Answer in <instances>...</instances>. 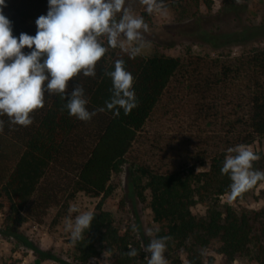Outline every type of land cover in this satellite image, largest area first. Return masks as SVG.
Instances as JSON below:
<instances>
[{
	"label": "trees",
	"instance_id": "1",
	"mask_svg": "<svg viewBox=\"0 0 264 264\" xmlns=\"http://www.w3.org/2000/svg\"><path fill=\"white\" fill-rule=\"evenodd\" d=\"M181 1L163 0V4L178 5ZM5 4L3 13L12 23L13 36H35L36 20L47 15L48 0H5ZM98 41L108 50L96 64L95 78L84 77L82 72L73 77L64 99L45 91L44 107L30 114V126L10 125L6 114L0 116L4 121L0 132V208H7L9 218L19 222L26 210L45 214L63 201L66 208L79 193L101 199L92 213L90 228L74 244L77 263H61L88 264L106 250L115 254V264H148L135 231L123 227L104 208L112 193L114 176L130 163L136 195L142 203L149 204L159 226L157 239L169 237L166 245L171 252L183 250L192 264H203V252L218 245L217 252L230 263L237 257H247L254 264H264V209L250 210L221 200L222 195L231 194L232 181L221 173L229 155L227 150L264 138V46L235 63L222 65L220 76L204 75V84L196 81V88L206 94L231 88L229 82L234 80L245 82V86L233 88L236 106L245 108V113L214 136L211 151L204 149L196 155L188 151L187 157L146 151L136 162L132 153L139 139L186 65L181 58L159 53H140L130 59V50H121L119 44L115 49L108 47L106 36ZM118 59L125 61L126 70L134 77L138 106L129 115L121 109L120 115L115 116L114 110L105 108L112 95V81L106 73L114 70ZM199 73L195 68L191 77H198ZM78 86L84 89L88 111L105 108L89 122L70 116L66 107ZM208 160L211 170L198 172V167L203 168ZM253 170L264 172V154L253 162ZM261 182L264 180L253 187ZM235 197L239 199L241 194ZM199 204L207 208L203 215L193 210ZM129 245L137 250V256L126 255ZM179 263L176 255L174 264Z\"/></svg>",
	"mask_w": 264,
	"mask_h": 264
},
{
	"label": "rangeland",
	"instance_id": "2",
	"mask_svg": "<svg viewBox=\"0 0 264 264\" xmlns=\"http://www.w3.org/2000/svg\"><path fill=\"white\" fill-rule=\"evenodd\" d=\"M209 1L197 4L194 0H183L178 5L166 4L164 10L149 14L140 0H126V7L137 17H143L149 25L150 30L143 34L146 43L141 53L181 58L186 65V70L174 79L147 124L132 153L133 161H140L146 151L159 156L167 151L185 157L196 155L204 149L211 151L215 146L214 136L222 129L226 130L224 127H228L230 121L245 113V108L236 106L233 89L245 86L244 79L229 82L233 90L228 88L211 94L196 88V81L204 84V75L220 76L222 65L235 63L238 58L264 46V0ZM119 46L121 50H130L133 45L121 37ZM195 68L201 74L191 77ZM248 146L259 156L264 154V138ZM210 170L208 160L197 171ZM111 189L104 208L112 212L116 221L126 229H136L137 239L146 257H149L145 249L151 239L157 238L159 226L154 221L149 204L142 203L136 195L130 163L114 176ZM100 200L79 193L66 208L63 201L45 214L40 210H26L19 222L9 218L7 208H0V264L76 262L68 221H74L80 213L92 214ZM221 200L250 210L264 209V182L242 193L239 199L228 193L222 195ZM206 209V206L199 204L193 210L203 215ZM149 231L152 235H149ZM217 249L218 245H214L203 252V264H254L247 257H237L230 263ZM105 251L102 250L88 264H115V254L106 251L104 255ZM164 255L168 264H174L176 255L180 257L179 264H192L183 250L171 252L166 247ZM211 258L213 260L210 262Z\"/></svg>",
	"mask_w": 264,
	"mask_h": 264
},
{
	"label": "clouds",
	"instance_id": "3",
	"mask_svg": "<svg viewBox=\"0 0 264 264\" xmlns=\"http://www.w3.org/2000/svg\"><path fill=\"white\" fill-rule=\"evenodd\" d=\"M140 3L149 14L165 9L163 0H140ZM6 6L5 0H0V116L6 114L10 125L30 126L33 123L30 114L44 107L45 91L64 99L73 77L82 72L84 77L95 78L96 64L108 50L98 41L99 37L106 36L108 47L113 49L122 37L133 45L129 58L135 59L146 43L143 34L150 30L143 17H137L126 7V0H48L47 15L36 20V35L21 33L17 38L13 36L11 21L3 13ZM25 48L30 51L23 52ZM106 75L112 81V95L105 108L114 110L115 116L120 115L121 109L129 115L138 102L134 77L126 70L125 61L116 60L114 70ZM87 104L84 89L78 86L66 107L70 116L84 122L105 111L99 108L90 112ZM3 129L4 121L0 120V132ZM227 152L221 173L232 181L233 197L264 180V172L253 170V162L260 156L249 146L240 144ZM93 219L91 213L85 212L68 221L72 244L82 239ZM168 239L165 236L150 240L145 249L150 254L146 257L148 264H168L164 255ZM128 247L126 255H138L135 248Z\"/></svg>",
	"mask_w": 264,
	"mask_h": 264
}]
</instances>
